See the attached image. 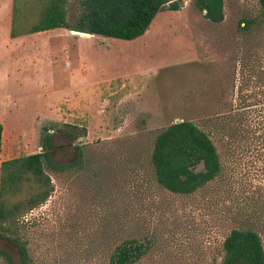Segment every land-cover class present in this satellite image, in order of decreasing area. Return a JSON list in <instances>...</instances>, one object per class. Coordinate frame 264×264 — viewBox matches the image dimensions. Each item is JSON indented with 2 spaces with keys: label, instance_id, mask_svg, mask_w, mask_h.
Returning <instances> with one entry per match:
<instances>
[{
  "label": "rangeland",
  "instance_id": "rangeland-1",
  "mask_svg": "<svg viewBox=\"0 0 264 264\" xmlns=\"http://www.w3.org/2000/svg\"><path fill=\"white\" fill-rule=\"evenodd\" d=\"M221 12L213 22L182 0L130 40L10 37L11 0H0V161L49 134L64 164L45 168L52 192L18 219L31 264H109L125 239L146 245L133 264H220L233 227L254 228L264 250V17L257 0H222ZM77 13L69 0L70 24ZM181 119L208 132L221 163L189 194L160 187L149 163L156 132ZM0 250L19 264L6 237Z\"/></svg>",
  "mask_w": 264,
  "mask_h": 264
},
{
  "label": "trees",
  "instance_id": "trees-1",
  "mask_svg": "<svg viewBox=\"0 0 264 264\" xmlns=\"http://www.w3.org/2000/svg\"><path fill=\"white\" fill-rule=\"evenodd\" d=\"M182 0H78L73 23L67 19L69 0H11L9 36L31 34L54 28L84 31L116 39L130 40L140 36L154 15L163 9L175 11ZM205 10V16L222 19V0H194ZM264 17V0H257ZM0 125V149H1ZM45 131H49L46 129ZM69 139L74 135L63 133ZM41 151L0 161V236L15 244L19 264H31L27 250L18 237V219L43 203L53 190L45 168L62 170L50 157L49 134L40 139ZM80 157V150L75 146ZM77 161L73 162L75 164ZM149 163L154 181L171 193L189 194L203 186L221 171L217 148L208 132L188 119L172 121L160 128L152 142ZM220 264H264L261 238L252 227H233L223 237ZM146 249L135 239L117 244L109 264H133ZM7 264H14L9 253L0 250Z\"/></svg>",
  "mask_w": 264,
  "mask_h": 264
},
{
  "label": "water",
  "instance_id": "water-1",
  "mask_svg": "<svg viewBox=\"0 0 264 264\" xmlns=\"http://www.w3.org/2000/svg\"><path fill=\"white\" fill-rule=\"evenodd\" d=\"M203 11H205V10H203ZM70 32H73V33H76V34L89 35V33H87V32H84V31H78V30H72V29H70ZM175 121H178V120H175ZM40 151H41V148L39 149L38 152H40Z\"/></svg>",
  "mask_w": 264,
  "mask_h": 264
},
{
  "label": "flooded vegetation",
  "instance_id": "flooded-vegetation-1",
  "mask_svg": "<svg viewBox=\"0 0 264 264\" xmlns=\"http://www.w3.org/2000/svg\"><path fill=\"white\" fill-rule=\"evenodd\" d=\"M66 138H67V137H66ZM68 141H71V139L68 138ZM53 149H54V148H53V145H52V147H51V151H52ZM50 157H51V152H50ZM59 165H64V164L59 163ZM65 165H71V163H67V164H65Z\"/></svg>",
  "mask_w": 264,
  "mask_h": 264
},
{
  "label": "bare ground",
  "instance_id": "bare-ground-1",
  "mask_svg": "<svg viewBox=\"0 0 264 264\" xmlns=\"http://www.w3.org/2000/svg\"><path fill=\"white\" fill-rule=\"evenodd\" d=\"M73 33V32H72ZM74 34H76V33H74ZM78 35H84V34H78ZM90 35V34H89ZM89 35H84V36H89Z\"/></svg>",
  "mask_w": 264,
  "mask_h": 264
},
{
  "label": "crops",
  "instance_id": "crops-1",
  "mask_svg": "<svg viewBox=\"0 0 264 264\" xmlns=\"http://www.w3.org/2000/svg\"><path fill=\"white\" fill-rule=\"evenodd\" d=\"M70 31V30H69ZM1 134H2V131H1Z\"/></svg>",
  "mask_w": 264,
  "mask_h": 264
}]
</instances>
